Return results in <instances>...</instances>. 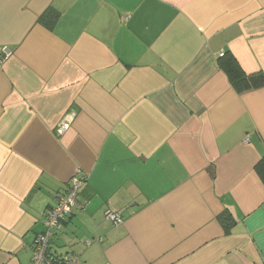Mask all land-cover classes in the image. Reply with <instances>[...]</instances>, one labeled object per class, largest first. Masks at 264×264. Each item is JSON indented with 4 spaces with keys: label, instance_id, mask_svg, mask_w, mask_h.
I'll use <instances>...</instances> for the list:
<instances>
[{
    "label": "crops",
    "instance_id": "obj_1",
    "mask_svg": "<svg viewBox=\"0 0 264 264\" xmlns=\"http://www.w3.org/2000/svg\"><path fill=\"white\" fill-rule=\"evenodd\" d=\"M230 56L264 73V0H0V264H35L75 175L57 256L264 264V86Z\"/></svg>",
    "mask_w": 264,
    "mask_h": 264
},
{
    "label": "built area",
    "instance_id": "obj_2",
    "mask_svg": "<svg viewBox=\"0 0 264 264\" xmlns=\"http://www.w3.org/2000/svg\"><path fill=\"white\" fill-rule=\"evenodd\" d=\"M9 53H6L8 56ZM223 55V53L221 54ZM69 122H65L59 125L58 133L64 134L69 128ZM85 177H79L75 175L72 178L70 187L66 194L61 196L51 211L48 213L46 223L48 229L46 232L39 234L32 245L33 260L35 264H77L78 259L75 255H62L57 256L50 251V240L52 237V228L58 227L62 224L63 220L69 216L73 207L78 205V195L80 189L85 183ZM106 218L110 219L115 224H122L123 217L120 211H108ZM91 241L88 240V243Z\"/></svg>",
    "mask_w": 264,
    "mask_h": 264
},
{
    "label": "trees",
    "instance_id": "obj_3",
    "mask_svg": "<svg viewBox=\"0 0 264 264\" xmlns=\"http://www.w3.org/2000/svg\"><path fill=\"white\" fill-rule=\"evenodd\" d=\"M46 24L51 28L53 22L52 20H49L48 18L46 20ZM227 62L228 63L226 65V72L229 75L232 85L235 87V89L238 92L241 93L246 90L258 89L264 86V73L258 72V73L245 76L241 72L240 66L235 58L230 56ZM256 168L264 181V156L257 163ZM220 218H221V221L224 224H226L228 228L235 222V220L232 218V216L228 212H224Z\"/></svg>",
    "mask_w": 264,
    "mask_h": 264
}]
</instances>
